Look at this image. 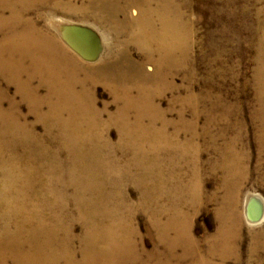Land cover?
Returning a JSON list of instances; mask_svg holds the SVG:
<instances>
[{"label":"bare ground","instance_id":"6f19581e","mask_svg":"<svg viewBox=\"0 0 264 264\" xmlns=\"http://www.w3.org/2000/svg\"><path fill=\"white\" fill-rule=\"evenodd\" d=\"M188 4L0 0V76L35 116L30 121L0 86V264H229L241 261L243 243L250 263L264 264V228L244 242L239 210L251 161L242 110L213 98L212 75L194 92ZM58 12L93 15L105 25L113 37L106 56L87 65L80 55L96 59L97 28ZM52 28L62 29V41ZM258 44L259 109L252 118L260 123L253 133L263 159L264 35ZM181 73L186 93L173 95L163 109L158 99L180 90L174 77ZM97 84L113 95L114 112L97 106ZM177 103V118H168ZM111 126L118 130L115 143L106 133ZM210 177L214 186L207 193ZM131 183L139 189L136 199L128 194ZM246 197V218L261 221L262 199L251 192ZM209 202L216 204L217 223L201 241L193 216ZM137 211L150 219L164 252L142 247Z\"/></svg>","mask_w":264,"mask_h":264},{"label":"rangeland","instance_id":"374dc122","mask_svg":"<svg viewBox=\"0 0 264 264\" xmlns=\"http://www.w3.org/2000/svg\"><path fill=\"white\" fill-rule=\"evenodd\" d=\"M187 7L186 11L188 12L186 13H188V17H186V20L188 22L191 21L190 25L192 29V31L190 30L193 42L191 53L194 65L196 64L195 66H197L194 92L199 93L204 90L205 79H208L212 75L213 88L211 91L213 98L215 99L217 96H220L224 98V104L228 107L231 106L235 112H237V108H239L238 110H242L241 118L244 121V132L251 156L249 164L250 177L244 183L239 202L240 214L244 219L243 235L245 242L253 230L260 229V227L261 229L264 228V218L258 222H250L244 213L246 196L250 192L259 195L263 201L262 203H264V158H260L263 154H260L259 144L253 133L260 123L252 118V113L259 109V102L256 98L255 74L258 66L257 54L258 51L260 52L258 43L264 35V0H189ZM57 15L74 23L87 20L97 28L95 33L98 41L99 38L100 41L96 59L92 60L80 55L87 65L98 63L100 58L106 56L113 37L105 25L97 23L93 15L86 18L74 15L70 16L61 12H58ZM61 28L56 30L55 28H52L53 30L50 29L60 40L62 39L60 34ZM99 31L105 38L103 42ZM115 48L121 49L122 47L116 44ZM130 50L135 59H142L143 55L136 47L131 46ZM73 52L77 54L74 50ZM148 65L150 64L147 63L149 70ZM174 82L179 86L180 90L174 91V93L171 91L166 92L158 99L163 109L170 107L173 95L175 98L176 96H184L186 93L188 82L182 73L174 77ZM0 86L7 89L9 94L14 96L18 102L22 101L21 97L16 93L15 85L7 83L1 76ZM94 92L97 106L100 109H103L105 105H107L108 112H114L117 109L113 95L102 84H97ZM20 104L21 111L27 113L30 121L34 120V114L28 113V105L25 102H20ZM178 105L179 103L175 104V109L169 110L168 118H177ZM106 116L107 114H105ZM187 116L190 117L189 112ZM36 129L39 133L44 132V126L41 123L36 124ZM169 131H173L171 125ZM106 133L112 143L118 140L117 128L111 126ZM118 155L124 160L121 152ZM256 164L259 165V169H255ZM207 181L206 192L212 191L214 179L210 177ZM128 194L133 199L139 196V189L134 183L128 185ZM215 210L216 204L209 202L203 204L200 211L193 216V232L195 237L201 241L205 239L207 234L215 232L217 223ZM52 212H55V210H52ZM136 223L142 235L140 243L142 247L144 246L145 251L148 250L147 252H149L151 250L149 253H154L157 250L164 252L166 247L158 238L150 219L144 213L137 211ZM52 225L57 227L56 224ZM75 232L77 234L81 232L80 224L75 225ZM76 244L78 245L79 242L77 241ZM242 246L241 261L236 263L234 260H230L228 261L229 264H251L245 253L244 243ZM128 264L138 263L131 262Z\"/></svg>","mask_w":264,"mask_h":264}]
</instances>
